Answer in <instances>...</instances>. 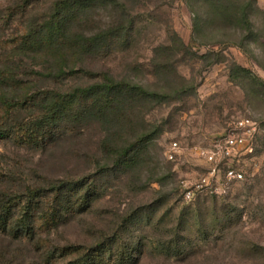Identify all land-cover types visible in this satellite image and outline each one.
Segmentation results:
<instances>
[{
	"label": "rangeland",
	"instance_id": "rangeland-1",
	"mask_svg": "<svg viewBox=\"0 0 264 264\" xmlns=\"http://www.w3.org/2000/svg\"><path fill=\"white\" fill-rule=\"evenodd\" d=\"M12 1L0 0V58L16 28L8 12ZM127 1L135 19L129 44L88 65L172 96L124 105L114 123L77 120L75 130H63L44 148L2 142L0 169L12 172V187L19 190L60 179L95 180L87 210L63 213L59 225L41 236L84 251L118 235L111 254L93 264H116L125 245L133 247L126 264H264V87L231 71L236 63L264 82V0H253V36L233 21H215L205 0ZM43 2L33 15L44 14ZM95 17L92 29L116 13L100 7ZM19 69L29 78L28 65ZM88 81L77 77L67 86ZM242 117L258 129L251 158L241 161L244 180L183 199L184 185L208 170L198 149L209 148ZM140 138L147 140L137 146ZM174 142L176 159L168 160L165 151ZM129 145H136L137 164L118 167L119 151ZM61 263H46L34 242L0 232V264Z\"/></svg>",
	"mask_w": 264,
	"mask_h": 264
},
{
	"label": "trees",
	"instance_id": "trees-1",
	"mask_svg": "<svg viewBox=\"0 0 264 264\" xmlns=\"http://www.w3.org/2000/svg\"><path fill=\"white\" fill-rule=\"evenodd\" d=\"M44 1L43 15H33L40 0H13L8 10L16 28L5 42L6 53L0 58V143L44 148L61 137L63 130H75L77 120L114 123L115 113L124 105L138 101L164 102L172 96L116 79L107 71L94 70L88 65V59L105 57L115 46L129 44L135 19L128 10L127 0ZM205 1L215 21H233L243 27L247 36L255 35L251 20L253 0ZM100 7L111 8L116 19L92 29L91 17L96 20ZM196 19L200 20L198 16ZM23 63L30 67L27 79H23L19 69ZM231 71L235 78L252 80L255 86L264 87L261 79L236 63ZM77 77H89L92 81L83 87L67 86V82ZM40 80L47 85H38ZM146 140L140 138L137 146ZM134 148L136 145H129L119 151L118 167L137 164ZM10 174L11 171L0 169V232L16 240L34 242L46 263L62 260L61 264H93L111 254L118 235L105 237L84 251L75 245L57 247L50 240L41 239L42 234L49 235L59 225L63 213L87 210L88 205L84 204L93 199L94 179H60L19 190L12 187ZM7 181L11 187H6ZM69 204L77 206L76 210ZM132 248L123 246L116 264H126L133 257Z\"/></svg>",
	"mask_w": 264,
	"mask_h": 264
},
{
	"label": "built area",
	"instance_id": "built-area-1",
	"mask_svg": "<svg viewBox=\"0 0 264 264\" xmlns=\"http://www.w3.org/2000/svg\"><path fill=\"white\" fill-rule=\"evenodd\" d=\"M257 130L252 119L238 118L209 148L198 149V153L209 165L208 170L194 185H184L183 197L191 200L197 193H218L229 183L243 180L241 161L251 158ZM176 154L177 143L174 142L165 151V156L168 160H175Z\"/></svg>",
	"mask_w": 264,
	"mask_h": 264
}]
</instances>
